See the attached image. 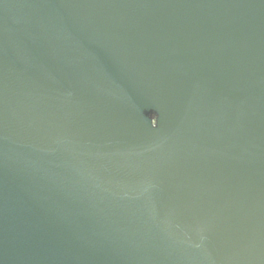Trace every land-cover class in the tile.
<instances>
[{"label": "water", "instance_id": "water-1", "mask_svg": "<svg viewBox=\"0 0 264 264\" xmlns=\"http://www.w3.org/2000/svg\"><path fill=\"white\" fill-rule=\"evenodd\" d=\"M0 264H264V0H0Z\"/></svg>", "mask_w": 264, "mask_h": 264}]
</instances>
